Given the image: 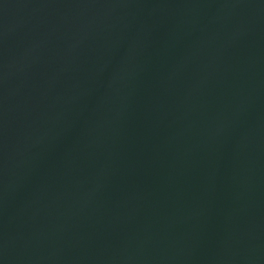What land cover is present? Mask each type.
<instances>
[{"label":"water","instance_id":"obj_1","mask_svg":"<svg viewBox=\"0 0 264 264\" xmlns=\"http://www.w3.org/2000/svg\"><path fill=\"white\" fill-rule=\"evenodd\" d=\"M0 264H264V0H0Z\"/></svg>","mask_w":264,"mask_h":264}]
</instances>
